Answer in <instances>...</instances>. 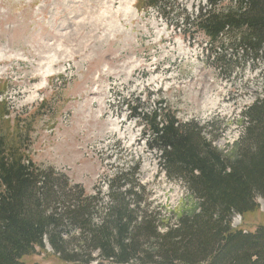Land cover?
Listing matches in <instances>:
<instances>
[{"label":"rangeland","instance_id":"obj_1","mask_svg":"<svg viewBox=\"0 0 264 264\" xmlns=\"http://www.w3.org/2000/svg\"><path fill=\"white\" fill-rule=\"evenodd\" d=\"M231 5L221 0L212 10ZM201 9H211L208 0H170L163 14L140 9L138 0H0V133L25 140L37 164L89 193L95 186L105 193L104 176L138 163L164 218L195 209L185 187L167 178L125 102L148 112L162 106L235 156L242 114L264 91V52L249 55L237 40L211 44L196 28L184 29V16ZM257 202L258 211L234 217V229L264 225V200ZM46 250L23 261L64 264Z\"/></svg>","mask_w":264,"mask_h":264},{"label":"trees","instance_id":"obj_2","mask_svg":"<svg viewBox=\"0 0 264 264\" xmlns=\"http://www.w3.org/2000/svg\"><path fill=\"white\" fill-rule=\"evenodd\" d=\"M231 1L217 13L212 9L221 0H208L211 9L184 16V29L196 28L211 44L237 40L247 54L262 57L264 0ZM169 3L138 0L140 9L162 14ZM125 107L160 153L167 178L198 206L164 218L138 163L104 176L105 193L95 186L89 194L65 173L37 164L25 140L0 133V264H25L47 246L64 264H264V225L255 232L233 228L236 215L258 211L257 200H264V91L242 114L232 158L204 138L203 128L180 123L162 106L148 112L127 101Z\"/></svg>","mask_w":264,"mask_h":264},{"label":"bare ground","instance_id":"obj_3","mask_svg":"<svg viewBox=\"0 0 264 264\" xmlns=\"http://www.w3.org/2000/svg\"><path fill=\"white\" fill-rule=\"evenodd\" d=\"M129 9H130V8H129ZM129 9H128V10H129ZM49 248H50V247H49V246H47V249H49ZM50 250H51V248H50Z\"/></svg>","mask_w":264,"mask_h":264}]
</instances>
